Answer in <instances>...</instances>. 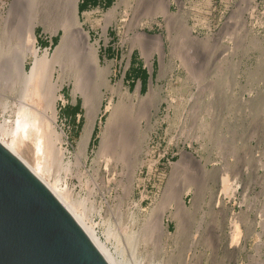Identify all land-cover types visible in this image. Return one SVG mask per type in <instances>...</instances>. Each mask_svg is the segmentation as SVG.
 <instances>
[{
	"label": "rangeland",
	"instance_id": "obj_1",
	"mask_svg": "<svg viewBox=\"0 0 264 264\" xmlns=\"http://www.w3.org/2000/svg\"><path fill=\"white\" fill-rule=\"evenodd\" d=\"M83 3L78 2L82 28L91 43L99 42L102 66L112 64L113 85L123 81L130 95L139 87L146 98L136 111L146 107L154 124L141 142L144 152L152 151L143 168L120 164L115 175L102 171L98 177L91 166L108 114L97 119L84 162L89 170H81L84 183L95 179L101 187H112L107 204L102 192L92 196L102 217L129 223L137 215V230L147 223L157 226L156 243L141 248L143 264H264V0H170L172 16L152 22L146 10L165 0H97L82 10ZM54 18L47 29L43 23L36 28L41 54L48 50L52 55L60 43L63 31L54 33ZM140 33L160 36L163 56L154 38L143 41ZM31 67L29 60L27 70ZM73 87L67 82V102L60 101L58 109L59 129L67 133L76 157L87 108L81 94L74 99ZM107 102L108 97L103 109ZM78 104L74 116L68 107ZM6 120L12 123L15 117ZM176 163H181L178 168ZM181 172L191 176L187 180L194 188L187 197L190 210L180 213V228L169 218L165 228L159 217L180 205ZM72 183L79 185V180ZM169 188L174 195L166 202ZM95 222H101L99 216ZM104 229L96 230L106 242Z\"/></svg>",
	"mask_w": 264,
	"mask_h": 264
},
{
	"label": "bare ground",
	"instance_id": "obj_2",
	"mask_svg": "<svg viewBox=\"0 0 264 264\" xmlns=\"http://www.w3.org/2000/svg\"><path fill=\"white\" fill-rule=\"evenodd\" d=\"M78 2L79 0H0V114L2 115L0 141L16 154L73 213L91 234L110 264H143L146 258H143L141 248L145 246L147 249L149 244L156 243L153 238H156L154 235L157 226L151 227L147 223L141 230H137L135 227L139 222L137 215L132 216L129 223H122V218L118 219L119 221L115 219L118 225L113 224L112 218L102 217L92 196L102 192L103 203L107 204L106 194H111L112 187L109 185L101 187L95 179H87L84 183L85 173L81 168L89 159L88 149L100 114L106 113L108 117L104 124L101 123L100 143L92 160L91 169L98 177L102 171L112 174L120 164L135 166L134 170L143 168L147 163L146 158L152 154V151L144 152L141 142L149 136L154 124L146 107L136 111L138 104L146 98L141 95L139 87L135 95H130L124 90L123 81L113 85L112 64L102 66L99 42L91 43L88 31L82 28ZM165 2V5L158 3L154 8L151 5V8L144 9L147 22H152L160 15L172 16L168 8L170 0ZM110 12L107 15L108 24L105 32L111 24L110 19L113 17L114 9ZM86 16L89 19L90 12ZM51 17L57 18L53 26L54 33L58 34L62 30L63 34L52 55L48 50L41 54L36 28L43 23L47 29ZM51 24L50 27L53 25ZM49 30L53 31L50 28ZM140 35L143 41L156 39L152 43L159 46L163 56V39L160 36L149 37L142 33ZM142 45L140 44L142 48L140 49L144 53L147 48ZM149 45L150 43H147L146 46ZM29 60H32L30 71L27 70ZM67 82L73 83L74 99L76 100L81 94L84 106L87 108V119L75 152L76 157L71 156L67 133L59 129L58 103L67 102L63 93ZM116 96L119 97L117 102ZM106 97L108 102L103 109L102 105ZM7 115L14 116L15 121L8 122ZM180 164L176 163V167ZM84 168L89 170L86 166ZM183 172H181L184 182L180 192L181 208L179 205L177 211L168 209L170 213L159 217V222L163 221L165 228H169L166 223L167 218L175 220L177 228H180L182 224H180L182 219L180 213L190 210L187 197L194 188L190 180H187L190 175L187 173V178H184L186 174ZM75 178L79 180V185H73L72 181ZM140 180L138 177L137 181ZM78 188L81 189L77 191ZM173 189L169 188L166 202L170 200L171 195L173 198ZM97 216L101 219L99 223L95 222ZM100 226L105 228L103 236L106 242H103L97 233L96 229ZM167 234L174 235L170 231ZM111 249H114L115 253Z\"/></svg>",
	"mask_w": 264,
	"mask_h": 264
},
{
	"label": "water",
	"instance_id": "obj_3",
	"mask_svg": "<svg viewBox=\"0 0 264 264\" xmlns=\"http://www.w3.org/2000/svg\"><path fill=\"white\" fill-rule=\"evenodd\" d=\"M0 264H110L73 213L1 141Z\"/></svg>",
	"mask_w": 264,
	"mask_h": 264
},
{
	"label": "trees",
	"instance_id": "obj_4",
	"mask_svg": "<svg viewBox=\"0 0 264 264\" xmlns=\"http://www.w3.org/2000/svg\"><path fill=\"white\" fill-rule=\"evenodd\" d=\"M83 1H84V3L81 6L82 10H85L86 7L88 6V4H96L97 3V0H83ZM142 73L143 74H148L146 69L142 70ZM79 109H80V105L79 104L77 106H75V107H72V106L68 107V110H72L74 116L78 113Z\"/></svg>",
	"mask_w": 264,
	"mask_h": 264
}]
</instances>
